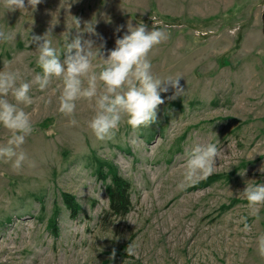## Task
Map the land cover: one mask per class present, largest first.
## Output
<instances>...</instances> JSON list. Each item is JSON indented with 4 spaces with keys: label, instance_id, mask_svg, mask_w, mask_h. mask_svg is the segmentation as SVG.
Instances as JSON below:
<instances>
[{
    "label": "rangeland",
    "instance_id": "obj_1",
    "mask_svg": "<svg viewBox=\"0 0 264 264\" xmlns=\"http://www.w3.org/2000/svg\"><path fill=\"white\" fill-rule=\"evenodd\" d=\"M26 5L13 11L0 0V27L12 34L0 43V68L33 79L40 69L31 37L51 27L53 43L63 51L67 32L70 38L77 34L75 17L81 28L96 19L111 49L129 21L143 20L151 28L156 16L174 27L150 53L153 71L182 75L185 92L165 99L150 126L122 123L101 141L88 127L94 101L77 102L78 124L72 125L59 111L62 80L53 78L44 90L34 84L33 103L21 106L35 126L23 145L35 167L26 163L17 170L0 159V264H264L257 245L264 206L252 215L241 193L247 183L264 182V0ZM10 135L0 125V143ZM217 139L215 171L179 188L185 152ZM112 170L132 184L133 206L124 218L106 215L101 176ZM241 217H247V229Z\"/></svg>",
    "mask_w": 264,
    "mask_h": 264
},
{
    "label": "clouds",
    "instance_id": "obj_2",
    "mask_svg": "<svg viewBox=\"0 0 264 264\" xmlns=\"http://www.w3.org/2000/svg\"><path fill=\"white\" fill-rule=\"evenodd\" d=\"M38 3L40 0H27L32 8ZM7 5L8 10L13 11L28 9L26 0H7ZM151 19V28L143 20L135 25L129 21L127 31L117 36L115 47L111 49L105 47L106 40L97 32L96 19L85 21L81 28L80 19L75 17L73 23L77 34L70 38V32H67L63 51L54 45L51 27L43 35L34 34L31 43L36 44V64L40 69L34 78L25 79L19 69L0 68V125L11 132L7 141L0 143V159L10 162L17 170L26 163L35 167V161L30 160L23 149L35 126L31 114L21 105L33 103L31 92L34 84L44 90L53 78L62 80L59 111L71 117L72 125L78 124L75 118L77 102L81 99L94 101V114L88 121V127L98 140L111 139L122 123H127L133 129L154 123L158 106L165 99L183 95L185 88L180 83L182 75L160 76L153 71L150 53L170 38V29L174 25L156 16H151ZM123 27L119 26L117 31ZM83 33L91 35L86 37ZM194 34L197 37L200 35L198 30H194ZM93 37H100L102 42L98 45ZM11 39V32L0 27V43ZM97 58H102V63H94ZM170 91L171 96L162 95ZM220 152L218 139L215 142L195 143L185 152L178 187L183 189L211 175ZM241 193L252 210L251 214L258 215L259 207L264 206V182L247 183ZM241 219L247 229V217ZM257 245L259 254L264 256V233L258 235ZM128 250L134 251L131 244Z\"/></svg>",
    "mask_w": 264,
    "mask_h": 264
},
{
    "label": "trees",
    "instance_id": "obj_3",
    "mask_svg": "<svg viewBox=\"0 0 264 264\" xmlns=\"http://www.w3.org/2000/svg\"><path fill=\"white\" fill-rule=\"evenodd\" d=\"M102 167V166H101ZM102 181L106 182V190L109 198V210L106 215L115 216L119 218L126 217L133 206L132 202V184L128 179L112 170L108 175L101 176ZM70 203V202H69ZM71 212L74 218L76 209L70 205Z\"/></svg>",
    "mask_w": 264,
    "mask_h": 264
}]
</instances>
